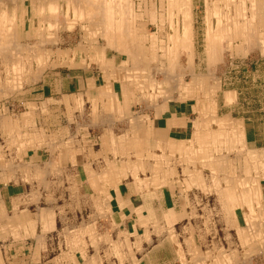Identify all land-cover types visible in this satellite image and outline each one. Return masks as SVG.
Listing matches in <instances>:
<instances>
[{
    "label": "bare ground",
    "instance_id": "obj_1",
    "mask_svg": "<svg viewBox=\"0 0 264 264\" xmlns=\"http://www.w3.org/2000/svg\"><path fill=\"white\" fill-rule=\"evenodd\" d=\"M197 9H202L201 15ZM145 21L147 29L142 23ZM256 50L264 51V0H0V96L39 81L47 68H87V64L95 62L99 75L97 78L88 75L90 84L99 83L98 90L88 89L91 97L95 96L91 107L95 122L112 118L108 103H113L111 100L116 99L113 97L127 99L128 93L122 88L118 90L116 82H126L133 88L132 95L146 103L158 99L168 103L171 99L197 101L204 118L196 121L202 124L195 127L190 139L171 136L167 146H161L155 136L152 138L145 131L138 136L135 130L126 146L134 149L136 158L132 159L127 153L131 151H127L125 160L113 161L109 171L98 178L103 180L99 195L109 199L111 209L114 208L112 188L118 184V177L128 171L134 175L140 170L151 171V176L138 177L139 187H149L162 177L171 178L174 163L187 160L188 165L206 167L212 174L207 179L209 184H201L209 190L212 184L220 183L218 200L223 210L220 216L236 228L243 246L239 260L249 263L255 257L264 259V147H248L243 118L217 116L215 101L221 90L218 65L227 62V58L231 62L237 55ZM117 53L122 55L119 62ZM203 64L206 72L202 70ZM224 95L227 102L237 100L235 91L226 90ZM78 96L83 99V93ZM123 101L117 102L120 103L117 110L120 112L123 107L125 114L130 106ZM30 106V112L35 113L34 104ZM143 107L140 112L144 111ZM14 109L9 108L15 113ZM15 115L8 127L7 119L0 117L14 144L24 147L28 141L33 145L34 139L44 138L37 123L29 120L30 127L24 126L25 120H18L22 115L19 112ZM200 126L205 129L199 131ZM33 131L37 132L34 136ZM157 148L161 149L160 153L156 152ZM237 156L243 161L240 167ZM116 164L120 165L118 170ZM21 168L26 177L41 172L38 166L29 163ZM8 169L5 171L10 178L14 171ZM185 172L190 174L189 166ZM44 173L41 172L38 184L45 182ZM187 181L182 182L183 187ZM184 200L185 206L190 205ZM210 208L205 202L207 218L213 216ZM39 213L37 219L29 214L30 219L23 217L30 234L43 219L42 210ZM7 236L8 233H0L2 239ZM186 243L192 259H204L202 264H235L222 246L199 251L191 235ZM177 244L181 256L185 255L181 242ZM115 246L122 256L119 246ZM1 255L0 252V264H6V257ZM63 256L67 258L66 252ZM207 259H212V263H206Z\"/></svg>",
    "mask_w": 264,
    "mask_h": 264
},
{
    "label": "crops",
    "instance_id": "obj_2",
    "mask_svg": "<svg viewBox=\"0 0 264 264\" xmlns=\"http://www.w3.org/2000/svg\"><path fill=\"white\" fill-rule=\"evenodd\" d=\"M116 58L119 62L122 55L117 53ZM233 60L247 65L261 61L264 89V51H250ZM229 63L218 65L221 90L215 101L217 116L243 118L246 145L263 148L264 90L258 101L253 96L242 97L233 80L224 75ZM202 66L206 72L205 65ZM89 74L95 78L99 75L95 62L87 64V68H47L39 81L0 96V117L7 119V127L19 112L22 117L18 120L23 118L24 126L28 127L27 122L34 121L44 137L34 139L33 145L29 141L24 147L16 145L0 122V218H3L0 233H8L6 239L0 238V252L2 258L6 257V264H202L204 259L193 260L190 255L186 243L190 235L195 237L199 251L222 246L230 254L232 263L264 264L262 257H255L251 263L239 260L243 246L237 230L220 216L223 211L218 200L220 183L206 190L201 183L209 184L211 171L188 165L187 160L172 164V177H159L161 181L149 187H139L138 177L151 176V171L140 170L135 175L128 171L125 176H119L111 193L114 208H109V199L99 195L103 180L98 178L109 171L113 161L125 160V152L131 151L127 153L136 158L134 149L126 146L135 130L136 135L142 136L145 131L152 138L155 136L159 145L167 146L171 136L190 139L195 127L202 124L196 121H203L204 114L195 100L171 99L168 103L158 99L146 103L132 95L133 88L126 82H116L118 90L122 88L128 93L127 99L113 97L116 98L111 100L113 103H108L112 118L95 122L91 110L95 96L91 97L88 89L98 90L99 83L90 84ZM226 90L235 91L237 100L227 102ZM79 93H83V99ZM27 101L34 104L35 113L30 112V104L21 106V102ZM118 101H126L130 111L124 114L122 107L118 112ZM142 106L144 111L140 112ZM164 106L167 109L157 110ZM24 131L28 130L24 128ZM36 134L33 131L32 135ZM156 152L160 153L161 149L157 148ZM26 163L45 172L44 183L38 184L41 172L26 177L21 168ZM236 163L240 167L243 161L238 157ZM114 166L116 170L120 168L118 164ZM188 166L190 174L185 172ZM7 167L14 171L10 178ZM186 180L187 186L183 187L182 182ZM104 186L108 188L107 183ZM184 199L190 205L185 206ZM205 202L212 206V218L205 217ZM41 210L43 219L34 226L33 234L28 233L29 224H23L26 220L23 217L29 214L37 219ZM177 241L182 244L183 256L177 249ZM114 245L119 246L122 256ZM207 260L206 263H212V259Z\"/></svg>",
    "mask_w": 264,
    "mask_h": 264
},
{
    "label": "rangeland",
    "instance_id": "obj_3",
    "mask_svg": "<svg viewBox=\"0 0 264 264\" xmlns=\"http://www.w3.org/2000/svg\"><path fill=\"white\" fill-rule=\"evenodd\" d=\"M196 11L199 13V15H201L202 9H197ZM142 23H144L143 26L145 27V29L149 28L146 21ZM200 25H201V16H199L198 26L200 28L199 29V42H200L199 44L201 47L200 50L202 51L201 45L203 42V38H202V29ZM229 62L230 61L228 59L226 63H229ZM260 62H256V63L254 62L251 65H247L245 63L242 64L241 61L239 63H233L234 66L232 65V63L228 64L229 68L227 69L224 75H226L228 78H231L233 80L232 82L233 86L238 88L240 95L242 97H244L245 95L253 96L256 101H258V99L262 97L264 89L261 87L262 79H263L261 73H262L263 68L261 67L262 62L261 63ZM231 67L233 69H231ZM258 83H259V86H257ZM255 106L258 107L259 104H257L256 102ZM256 112L258 113L259 111L256 110ZM259 114L261 113L259 112Z\"/></svg>",
    "mask_w": 264,
    "mask_h": 264
}]
</instances>
